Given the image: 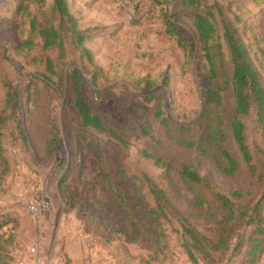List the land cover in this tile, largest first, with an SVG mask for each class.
<instances>
[{"label":"rangeland","instance_id":"1","mask_svg":"<svg viewBox=\"0 0 264 264\" xmlns=\"http://www.w3.org/2000/svg\"><path fill=\"white\" fill-rule=\"evenodd\" d=\"M66 1L87 35L85 46L93 59L87 75L69 38L62 60H57L56 50H42L39 38L32 50L17 49L29 34L30 18H41L52 0L31 1L18 12L17 0H0V111L5 86L11 83L19 90L17 119L27 137L26 145L16 116L9 117L1 130L9 165L0 178V249L6 245V264L29 261L28 246L37 236L48 264H192L182 225L213 242L221 234L230 235L227 248L212 251L208 258L200 256L199 264L245 263L243 249L235 255L233 249L247 226L229 217L218 193L240 191L244 198L236 205L252 206L263 186L247 171L231 133L235 107L231 85L223 92L220 113L227 134L224 147L239 162L236 173H219L211 158L179 142L200 135L206 124L207 81L201 76L204 61L186 13L189 8L173 0ZM201 5L214 10L220 35L222 21L237 30L264 84V0H201ZM166 19L175 23L180 42L167 31ZM220 41L223 68L230 75L228 48ZM47 58L55 62L57 74L46 70ZM73 69L82 72L81 89L93 111L123 134L126 145L81 125L70 86ZM39 73L49 75L54 84H46ZM93 73L96 86L89 80ZM148 95L155 96L146 101ZM159 96L168 99L163 109L170 128L154 117ZM216 112L210 107L209 120ZM243 120L250 147L263 151L261 168L260 131L252 115ZM180 122L192 123L191 131L181 133ZM141 126L152 140L140 136ZM51 132L60 146L55 152L48 150ZM143 148L169 167L143 158ZM211 151L218 155L215 148ZM184 164L206 175L210 185L183 179ZM146 177L166 188L171 204L166 218L155 221L150 214L155 201ZM28 196L51 201L38 222L21 204ZM261 210L264 216V199ZM255 264H264V252Z\"/></svg>","mask_w":264,"mask_h":264},{"label":"trees","instance_id":"2","mask_svg":"<svg viewBox=\"0 0 264 264\" xmlns=\"http://www.w3.org/2000/svg\"><path fill=\"white\" fill-rule=\"evenodd\" d=\"M41 0H17L16 11L27 9L29 2ZM186 5L187 16L191 20L194 28V33L199 44L198 50L201 52L200 58L204 61V72H200V61L198 63V73L207 81L204 89L205 95V118L206 124L203 126V131L198 136H193L191 139L179 141L180 144L193 147L195 146L198 153L202 156L211 158L215 164L216 170L226 176H232L236 173L239 167V162L225 147L224 142L227 139V134L223 126V118L220 109L223 104V92L232 86L234 96V115L230 121L231 133L237 149L242 157L247 171L251 176L261 182L263 186L260 197L252 205L240 206L236 205L237 201L244 198V193L233 190L226 193H218V197L226 209L229 217L235 218L238 223L246 225L243 234H238V242L233 249V255L242 252L245 257L243 264H255L256 258L260 252H264V216L261 210L262 201L264 199V165L260 168L258 160L263 162L262 149L254 150L248 143L247 126L244 122V117L252 115L256 127L260 131L261 142L264 145V84L256 69L249 51L236 29L231 27L227 22L222 21L223 32L219 34V28L216 21L215 12L213 9L202 8L201 0H173ZM167 31L177 35L180 42L181 33L177 31L175 23L166 19ZM40 39L42 50H56L57 60L65 58V42L69 38L74 50L80 53L79 60L81 63V71L83 74H88L91 71L88 65L93 63L90 50L85 46L87 38L86 32L78 28L76 19L71 14L66 0H52V4L47 12H43V16L38 17L33 15L29 21V34L24 39L17 49L24 48L32 50L36 39ZM221 39L224 40L229 53V62L231 66V74L228 75L224 68V53L222 49ZM185 47V46H183ZM84 61H86L85 64ZM45 68L51 74H57L55 70V62L47 58L45 59ZM82 72L78 69H73L70 72V86L73 93L74 107L78 112L81 125L84 128L95 129L106 136L111 137L122 145H126V138L117 129L108 126L103 119L93 111L88 99L84 96L81 83ZM39 76L46 84H54L52 78L46 73H39ZM222 78V80H221ZM90 82L96 86V76L94 73L90 76ZM5 105L0 111V178L9 172V165L4 154L2 129L6 126L8 118L16 116V128L18 129L21 141L27 145V137L19 122L17 112L20 109L19 90L11 83L6 84ZM26 92H28L26 90ZM155 95L145 97L146 101H150ZM157 98L156 109L154 111L155 119L162 125L170 128V123L165 116L163 106L167 108L168 99ZM210 107L216 109V113L209 120ZM6 111L9 113L7 114ZM178 130L181 133L190 132L192 123H178ZM169 134V131H167ZM140 136L144 139L152 140L146 127H140ZM148 143V140H144ZM215 148L218 155H214L211 151ZM60 149L56 134L50 133L48 141L49 152H55ZM143 158L152 160V163L161 167H169L152 154L147 148L141 150ZM181 176L183 179L194 183L210 185L206 175H201L198 171L188 164L182 165ZM147 180V186L153 195L155 206L150 209V214L153 215L155 221L160 219V216L167 217V208L171 204L168 198L167 191L164 187H160L150 178ZM3 223H0V227ZM183 234L185 237L184 248L186 254L192 264H199V257H210L212 251L227 248L229 246L230 235H222L216 242L211 241L205 235L199 233L193 227L182 225ZM3 242V240H2ZM5 242V241H4ZM6 245L0 249V264H6L5 258L8 257Z\"/></svg>","mask_w":264,"mask_h":264},{"label":"built area","instance_id":"3","mask_svg":"<svg viewBox=\"0 0 264 264\" xmlns=\"http://www.w3.org/2000/svg\"><path fill=\"white\" fill-rule=\"evenodd\" d=\"M21 204L25 211L32 215L38 222L43 212L47 211L51 206V201L45 196H28L21 200ZM90 239V238H89ZM30 264H48L41 252L39 237H34L28 246Z\"/></svg>","mask_w":264,"mask_h":264},{"label":"crops","instance_id":"4","mask_svg":"<svg viewBox=\"0 0 264 264\" xmlns=\"http://www.w3.org/2000/svg\"><path fill=\"white\" fill-rule=\"evenodd\" d=\"M20 264H30V260L28 261V259H25V263L22 261Z\"/></svg>","mask_w":264,"mask_h":264}]
</instances>
